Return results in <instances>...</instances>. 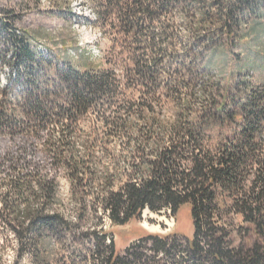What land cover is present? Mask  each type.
<instances>
[{
  "label": "trees",
  "instance_id": "16d2710c",
  "mask_svg": "<svg viewBox=\"0 0 264 264\" xmlns=\"http://www.w3.org/2000/svg\"><path fill=\"white\" fill-rule=\"evenodd\" d=\"M102 4L103 23L116 6L126 35L137 42L128 51L110 47L103 69L80 70L67 62L50 61L45 44L31 49L24 31L17 32L9 17L0 19L1 46L7 59L17 60L24 78L12 95L0 92V138L8 136L12 141L7 148L0 140L4 173L0 220L16 235L25 224V231L32 234L28 243L33 264H49L48 243L69 227L53 207L58 203V173L63 171L83 212L80 222L86 221L85 211L92 212L81 194L90 180L92 206L101 207L116 225L139 218L145 209L168 210L175 216L189 205L193 230L186 253L195 258L176 262L174 255L176 264H264V80L250 78L251 72L264 73V47L259 45L264 38V0H102ZM174 11L186 23L194 20L185 43L210 50V63L203 67L210 75L199 93L187 88L180 109L163 120L151 106L154 98L163 95L158 85L162 66L170 67L166 70L174 80L170 90L181 87L180 79L190 82L197 73L185 67L187 60H193L189 51L178 54L182 42L176 41L172 26ZM163 14L165 24L159 20ZM234 48L239 51L232 56L236 64L227 86L221 71ZM117 66L121 74L116 73ZM195 99L198 108L190 104ZM93 111L100 113L108 138L124 139L146 156L140 163L128 162L117 189L111 173L101 179L85 166L93 155L78 154L69 143L75 132L70 125ZM220 118L235 121L236 130L210 147L203 127ZM232 214L253 226L258 239L251 247L232 246L221 224L231 223ZM99 230L93 232L97 244L91 259L119 264L121 257L113 255V235L102 226ZM148 240L154 253L168 244L166 238L154 235ZM129 257L142 260L145 255L131 250Z\"/></svg>",
  "mask_w": 264,
  "mask_h": 264
},
{
  "label": "rangeland",
  "instance_id": "374dc122",
  "mask_svg": "<svg viewBox=\"0 0 264 264\" xmlns=\"http://www.w3.org/2000/svg\"><path fill=\"white\" fill-rule=\"evenodd\" d=\"M104 7L105 4H102V0H0V19L9 17L16 27L24 31L26 44L31 49L34 50L38 44H45L49 49L50 61H56L59 65H63L62 62H67L69 66L80 70L103 69L107 67L106 57L110 47L115 46L116 51H128L137 43L132 39V35L129 37L126 35L125 28L120 24L116 6L110 8V18L106 24L103 23ZM159 20L160 23L165 24L166 14L161 15ZM173 20L172 26H175L176 41L182 42V48H179L178 54L189 51L193 60L192 62L187 60L185 67L195 73L197 71V73L190 82L187 79H180L181 89L174 87L170 90L168 88L174 84L172 82L174 80L166 71L170 70V67L166 63L162 66L160 75L162 80L158 82V85L160 88L163 87L161 88L163 95L154 98L151 106L163 120H170L172 115L180 109L187 88L199 93L200 84L210 75H207V72L203 70V67L210 63V50L205 49L199 43L188 45L185 43L188 35L187 30L193 26L194 20L191 19L186 23L176 11L173 12ZM259 45L264 47V38ZM94 49L98 50V54L93 53ZM4 51L5 53H3ZM71 51H75L76 54ZM237 51L239 48L232 49L229 63L221 71L227 86L231 81L229 74L234 70L236 64V59L232 56ZM6 53L0 43V92L6 90L8 95H12V91L22 84L24 78L17 60L7 59ZM241 57L244 55L241 54ZM219 61L218 55L215 58V64L217 65ZM121 69L120 66H117L116 73L121 74ZM14 70L17 71L16 76ZM175 77H179V75ZM250 78L260 82L264 80V73L251 72ZM137 95L136 92L134 96ZM198 101V99L192 100L191 106L198 108ZM100 116V113L93 111L84 114L78 121L72 123L70 126L75 129V132L69 139V143L78 154L90 153L93 155V158L85 166L96 172L101 179L110 176L107 173H111L114 189H117L125 179L122 171L128 168V162L140 163L146 156L138 153L135 147L126 144L124 139L108 138L105 134L108 128L102 123ZM235 119L238 121L239 117ZM134 121L137 126L141 127L139 121ZM235 121L231 122L225 118L212 119L209 124L204 125L206 144L213 147L230 137L236 130L237 123ZM0 140L3 143L2 147H10L12 141L8 136L2 137ZM119 174L122 176L120 177ZM3 175L4 173L0 172V183L4 181ZM88 181L90 182L87 180V183L81 187V194L92 207L90 208L92 212L85 211L86 221L80 222L78 217L83 212L75 203L65 173L63 171L58 173V203L53 207L69 222V227L61 229V232L53 235L52 240L48 243L49 264H100V261L96 262L91 259V253H94L97 244V237L94 233L100 231L101 226L105 232L114 237L113 255L121 257L119 264H176V262L195 258V256L186 253V241L192 239L193 230L189 205H183L175 216H172L168 210L156 213L145 209L147 211L143 210L139 218H133L125 225H116L109 220L107 213L101 207L92 206V188ZM225 201L229 202V199L226 198ZM21 207H23V203ZM94 209H96V213L93 212ZM231 217V223L221 224L223 229L228 231L232 246L243 245L248 248L256 243L258 237L253 231V226L243 222L240 215L232 214ZM18 229L19 234L16 235L9 226L0 220V264H33V256L29 252L28 243L32 234L25 231V224L19 226ZM153 235L158 239L166 238L168 240V244L161 248L163 251L160 253H154L155 247L148 240ZM104 245H108V240H105ZM129 250L141 252L145 258L132 260L129 257ZM174 255L176 262L172 258L175 257Z\"/></svg>",
  "mask_w": 264,
  "mask_h": 264
},
{
  "label": "bare ground",
  "instance_id": "6f19581e",
  "mask_svg": "<svg viewBox=\"0 0 264 264\" xmlns=\"http://www.w3.org/2000/svg\"><path fill=\"white\" fill-rule=\"evenodd\" d=\"M78 49H80V48H78ZM81 50H82V49H81ZM71 52L74 53V54H76L75 51H71ZM93 53H94V54H98V50H95V49H94V50H93ZM146 211H147V210H144V212H146Z\"/></svg>",
  "mask_w": 264,
  "mask_h": 264
},
{
  "label": "built area",
  "instance_id": "2783aa9c",
  "mask_svg": "<svg viewBox=\"0 0 264 264\" xmlns=\"http://www.w3.org/2000/svg\"><path fill=\"white\" fill-rule=\"evenodd\" d=\"M16 29H17V32H19V28H18V27H16Z\"/></svg>",
  "mask_w": 264,
  "mask_h": 264
}]
</instances>
